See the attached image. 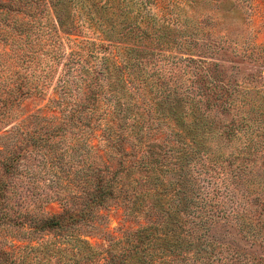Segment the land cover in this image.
<instances>
[{"label": "rangeland", "instance_id": "obj_1", "mask_svg": "<svg viewBox=\"0 0 264 264\" xmlns=\"http://www.w3.org/2000/svg\"><path fill=\"white\" fill-rule=\"evenodd\" d=\"M0 264H264V0H0Z\"/></svg>", "mask_w": 264, "mask_h": 264}]
</instances>
